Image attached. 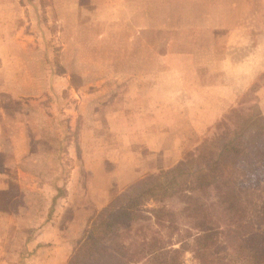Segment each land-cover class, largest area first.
Instances as JSON below:
<instances>
[{"label":"rangeland","instance_id":"374dc122","mask_svg":"<svg viewBox=\"0 0 264 264\" xmlns=\"http://www.w3.org/2000/svg\"><path fill=\"white\" fill-rule=\"evenodd\" d=\"M0 1V264H21L49 245H27L45 222L72 255L107 201L145 174L175 167L226 127L243 128V185L264 183L256 96L264 89V0ZM151 103L154 117L143 120ZM212 118L190 132L192 121ZM141 123L164 130L149 136L153 144L163 136L165 149L150 153V171L121 186ZM175 136L183 142L176 155ZM223 192L208 187L198 196L211 209ZM102 254L101 262H113L114 254ZM183 264L199 263L186 252Z\"/></svg>","mask_w":264,"mask_h":264},{"label":"trees","instance_id":"16d2710c","mask_svg":"<svg viewBox=\"0 0 264 264\" xmlns=\"http://www.w3.org/2000/svg\"><path fill=\"white\" fill-rule=\"evenodd\" d=\"M242 130L226 127L175 167L145 174L113 197L91 218L69 264H108L103 252L114 254L110 264H183L186 252L199 264H264V183L244 186L237 174ZM218 186L222 198L208 209L198 192Z\"/></svg>","mask_w":264,"mask_h":264},{"label":"crops","instance_id":"0c3cea01","mask_svg":"<svg viewBox=\"0 0 264 264\" xmlns=\"http://www.w3.org/2000/svg\"><path fill=\"white\" fill-rule=\"evenodd\" d=\"M3 1H0V22L5 23L6 19H5V15H3V12L6 10V5H4L3 3H1ZM5 43L0 44V51H2L5 48ZM1 58V57H0ZM3 63V62H0ZM212 64L209 66L211 67ZM252 82V78H250L249 80V84ZM263 88H260L258 91H256V96H257V101L259 103L260 101V105H261V115H264V97L262 95V98L260 97V92L264 91ZM260 97V98H259ZM257 103V104H258ZM259 105V106H260ZM154 103H151V105L148 106V108H141V112L139 115H141L143 117V120L147 119L146 117L152 118L153 116V109H154ZM231 109V108H230ZM229 110V109H228ZM147 111H149L148 115H146ZM221 115V114H220ZM219 115V116H220ZM206 115L203 114L200 116V118L205 117ZM223 116V115H222ZM142 120V121H143ZM213 123V118L210 120L206 119L204 121H192V124L190 128V132L196 133V131H202V129L206 128L207 126L211 125ZM195 124V128L194 125ZM199 125H202V129H199ZM193 126V127H192ZM196 130V131H195ZM176 131H181V130H176ZM152 132H157L159 135L160 133L164 134V130H160V129H150L149 127L143 125L141 123V125L137 126V130L136 128H134L132 130L133 135V140H132V148L134 150L133 153V157L135 158V161L132 159L131 161L133 162V164L130 165V172H129V178H125V179H120L123 180V183L121 184V186H123L124 184L128 183L129 181H132L135 176L147 173L148 171L151 170V162L149 160V156L150 153L153 152L152 154H160L161 151H163V149H165V146L160 145L159 143L160 138L162 139V143H164V137L163 136H159V140L156 144H153V142L150 141V136L149 134ZM137 134H141L142 135V139L139 137V135ZM145 137V139H143ZM173 142L175 143L173 145V152L176 155V151L178 150V154H179V150H181L182 148L180 147L181 144H183V142L181 141V139H179L178 137H174L173 138ZM128 146H130L128 144ZM195 146V143H194ZM117 147V145H116ZM162 147V148H161ZM189 147H192V145H189ZM144 149L145 150V157L140 156L139 151ZM177 154V155H178ZM179 157H177V159H179ZM117 171V169L115 170V172ZM1 173V171H0ZM121 186H119L118 188H116V190H111V193L109 192V194L111 195L113 193V195L115 196L116 194H118L121 190ZM114 191V192H113ZM119 195V194H118ZM117 196V195H116ZM108 204V201L106 202L105 205ZM102 206V207H104ZM48 222V221H47ZM50 233V223H44L42 229L40 230V235H37L36 237H33V239H31V241L33 243H27V245H33L34 243L39 244V246L41 244H47L49 242L46 241H50L49 245H44L42 248H38L36 249L31 255H29L30 257L25 258L24 261L21 262V264H54V262H56L55 264H66L67 259L70 258V254L73 252L72 246L70 245L69 241L65 240V242L63 240L61 241H57L56 238H52L51 236H48V234ZM78 241V240H77ZM76 241V242H77ZM75 242V243H76ZM75 245V244H74Z\"/></svg>","mask_w":264,"mask_h":264}]
</instances>
